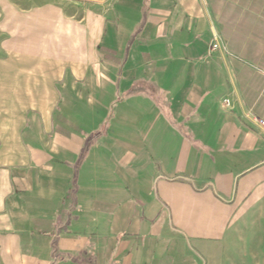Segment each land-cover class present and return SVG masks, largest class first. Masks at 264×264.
<instances>
[{"label":"crops","instance_id":"0c3cea01","mask_svg":"<svg viewBox=\"0 0 264 264\" xmlns=\"http://www.w3.org/2000/svg\"><path fill=\"white\" fill-rule=\"evenodd\" d=\"M83 1L0 0V264H264V0Z\"/></svg>","mask_w":264,"mask_h":264},{"label":"built area","instance_id":"2783aa9c","mask_svg":"<svg viewBox=\"0 0 264 264\" xmlns=\"http://www.w3.org/2000/svg\"><path fill=\"white\" fill-rule=\"evenodd\" d=\"M219 47H220L219 38H218L217 34H215V39H214V43H213V45H212V49H217V48H219ZM226 102H227V101H226ZM257 124H258L259 126H264V121H263V120H259V121L257 122Z\"/></svg>","mask_w":264,"mask_h":264},{"label":"rangeland","instance_id":"374dc122","mask_svg":"<svg viewBox=\"0 0 264 264\" xmlns=\"http://www.w3.org/2000/svg\"><path fill=\"white\" fill-rule=\"evenodd\" d=\"M68 2V4H71V5H75L76 2H79V3H82L81 1L82 0H66ZM89 0H84L83 1V4L87 7V5L89 4L88 2ZM259 218H264V213H260L259 214Z\"/></svg>","mask_w":264,"mask_h":264}]
</instances>
